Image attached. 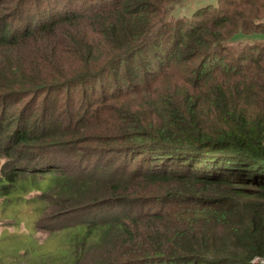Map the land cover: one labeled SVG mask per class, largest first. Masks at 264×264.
Wrapping results in <instances>:
<instances>
[{
    "label": "trees",
    "instance_id": "16d2710c",
    "mask_svg": "<svg viewBox=\"0 0 264 264\" xmlns=\"http://www.w3.org/2000/svg\"><path fill=\"white\" fill-rule=\"evenodd\" d=\"M180 1L0 0V94L43 99L40 124L0 109L3 146L52 175L4 169L0 196L76 212L0 264H264V0ZM74 142L93 160L59 174Z\"/></svg>",
    "mask_w": 264,
    "mask_h": 264
},
{
    "label": "rangeland",
    "instance_id": "374dc122",
    "mask_svg": "<svg viewBox=\"0 0 264 264\" xmlns=\"http://www.w3.org/2000/svg\"><path fill=\"white\" fill-rule=\"evenodd\" d=\"M217 2L218 0H181L176 5L174 14H191L195 9L202 5ZM1 5H5V0H1ZM3 61L0 53V67H2ZM2 73L3 71L0 69V75H2ZM3 95L4 94H0V109L6 107L7 110L5 115L12 118L15 124L21 120L24 114L27 115L30 112L32 106L35 107V112L40 111L38 124L41 123L40 120L43 115V107H40V104L43 99L36 102V96L32 94L24 95L21 99ZM59 104H61V115H68V113L71 115L68 109H66L65 99H62ZM73 108L76 107L70 108V111ZM17 126H19V124H17ZM46 141L47 139H45L41 145L48 149L46 146V143L48 142ZM51 142H53V140ZM73 144L74 145L71 149L64 151V154L61 155L60 152L59 159H61V163L56 168L58 173L64 171L75 174L78 172L80 166L79 163L89 164L88 162L93 160L91 155L88 160L87 156L83 159L80 158V152L84 151L85 148H88V143L74 142ZM3 145L4 138L2 136V128L0 127V172L4 169L9 170L16 167L19 169L24 168L22 167L23 165L20 164H24L25 166L28 164L31 166L36 165L38 159H35L34 162L31 161L28 163V157H23L22 160L26 159L23 162H16L21 156V145H17L13 141H10L9 149L5 148ZM11 146H13V149ZM35 150H37V148ZM16 163L19 164L16 165ZM25 168L28 170H20L21 172H24L23 177L25 178L37 176L40 180L44 181L48 180L46 178L51 175L50 173H46L47 171H42V168H37V170L27 166ZM42 184L43 187L41 189H32L33 187L31 185H26L21 194L16 192L10 197L9 195L6 197L0 196V250L4 255L7 254L9 256L16 250L24 252L26 246L30 243V239L24 237L28 233L32 234L36 245L42 243L51 244V241L53 240V238L49 237L51 228L53 226H58L59 224L62 226L67 222L73 221V218L76 217L75 211L70 212L67 209H62L67 203V199L61 197V195H56L58 190L56 187H44L45 183ZM3 203L5 204V207L2 206ZM6 204H8V206ZM0 255L2 254L0 253ZM4 263L15 264L16 261L7 258L4 259Z\"/></svg>",
    "mask_w": 264,
    "mask_h": 264
}]
</instances>
